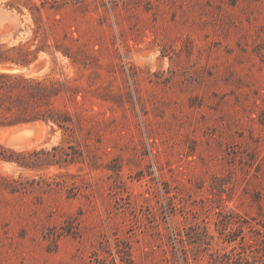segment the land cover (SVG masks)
Masks as SVG:
<instances>
[{
	"label": "rangeland",
	"instance_id": "374dc122",
	"mask_svg": "<svg viewBox=\"0 0 264 264\" xmlns=\"http://www.w3.org/2000/svg\"><path fill=\"white\" fill-rule=\"evenodd\" d=\"M0 49L65 89L0 128V264H264V0H0Z\"/></svg>",
	"mask_w": 264,
	"mask_h": 264
},
{
	"label": "trees",
	"instance_id": "16d2710c",
	"mask_svg": "<svg viewBox=\"0 0 264 264\" xmlns=\"http://www.w3.org/2000/svg\"><path fill=\"white\" fill-rule=\"evenodd\" d=\"M6 60H10V57L0 49V64L3 65ZM62 86L54 80L0 71V128L37 121L59 124L58 118L65 113H58L53 104L61 91L65 90ZM14 154V151L0 146L2 159L12 160Z\"/></svg>",
	"mask_w": 264,
	"mask_h": 264
}]
</instances>
